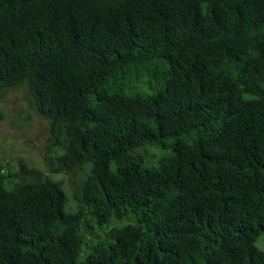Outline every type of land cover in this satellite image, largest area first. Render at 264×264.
<instances>
[{"label": "trees", "instance_id": "16d2710c", "mask_svg": "<svg viewBox=\"0 0 264 264\" xmlns=\"http://www.w3.org/2000/svg\"><path fill=\"white\" fill-rule=\"evenodd\" d=\"M23 84L88 171L73 213L0 175V264H264V0H0V93Z\"/></svg>", "mask_w": 264, "mask_h": 264}, {"label": "rangeland", "instance_id": "374dc122", "mask_svg": "<svg viewBox=\"0 0 264 264\" xmlns=\"http://www.w3.org/2000/svg\"><path fill=\"white\" fill-rule=\"evenodd\" d=\"M0 112L3 113L0 122V175H10L13 180H33L32 175L21 172L20 165L25 164L29 169L35 168L61 184L68 199L67 211L75 212L76 199L81 195L87 166L75 168L73 171L57 170L50 123L37 112L27 86L23 84L0 93ZM137 152L147 155V164L156 163L162 154L150 146ZM114 224L121 226L126 221H117ZM85 238L88 242L94 241L91 236ZM256 246L264 251V233L257 239Z\"/></svg>", "mask_w": 264, "mask_h": 264}]
</instances>
